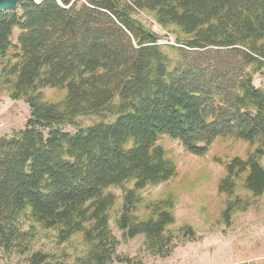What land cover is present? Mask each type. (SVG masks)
Here are the masks:
<instances>
[{
	"label": "trees",
	"instance_id": "trees-1",
	"mask_svg": "<svg viewBox=\"0 0 264 264\" xmlns=\"http://www.w3.org/2000/svg\"><path fill=\"white\" fill-rule=\"evenodd\" d=\"M140 11L186 36L178 61L133 19ZM262 69L264 0H41L0 14V85L31 109L23 130L0 137V250L54 264L32 252L37 225L60 243L83 236L88 249L77 264L122 263L110 190L131 183L117 226L125 239L143 235L152 252L169 253L171 204L134 216L139 192L176 174L157 145L164 137L197 156L222 137L257 145L227 165L220 192L244 177L245 190L262 196L264 86L252 77ZM46 88L66 90L65 101H45ZM81 117L95 119L81 127Z\"/></svg>",
	"mask_w": 264,
	"mask_h": 264
},
{
	"label": "rangeland",
	"instance_id": "rangeland-1",
	"mask_svg": "<svg viewBox=\"0 0 264 264\" xmlns=\"http://www.w3.org/2000/svg\"><path fill=\"white\" fill-rule=\"evenodd\" d=\"M132 16L157 35L159 45L171 59H180L178 50L185 48L182 42L186 36L178 28L162 27L150 12L140 11ZM17 35L15 32V40ZM262 72L264 69L252 72L257 88L264 86ZM42 97L49 103L61 104L66 99V90L46 88L42 90ZM30 117L27 101L14 98L10 86L0 85V137H11L23 130ZM94 119L81 117L78 122L81 127H88ZM65 130L75 132L69 126ZM157 145L176 166V174L163 184L139 192L141 201L134 216L146 220L158 203L168 201L174 216V223L167 227L172 249L158 255L148 248L145 236L124 238L117 222L123 213L124 194L133 188V184H125L123 188L110 190L117 202L109 214V228L119 242L116 254L123 260L114 264H246L264 258V194L254 197L245 190L244 177L235 180L231 194L220 192L227 165L235 158L246 159L257 145L235 137H222L213 142L204 156L189 153L178 140L169 137L160 139ZM259 163L264 167V156L259 158ZM230 206L234 209L226 214ZM29 226L25 225L24 230ZM34 227L32 252L49 254L54 264H77L88 249L81 235L60 243L56 231ZM0 264L26 263L24 257H8L0 250Z\"/></svg>",
	"mask_w": 264,
	"mask_h": 264
},
{
	"label": "water",
	"instance_id": "water-1",
	"mask_svg": "<svg viewBox=\"0 0 264 264\" xmlns=\"http://www.w3.org/2000/svg\"><path fill=\"white\" fill-rule=\"evenodd\" d=\"M23 3H37L36 0H0V14L15 10L20 4Z\"/></svg>",
	"mask_w": 264,
	"mask_h": 264
},
{
	"label": "crops",
	"instance_id": "crops-1",
	"mask_svg": "<svg viewBox=\"0 0 264 264\" xmlns=\"http://www.w3.org/2000/svg\"><path fill=\"white\" fill-rule=\"evenodd\" d=\"M246 264H264V258L262 259H256V260H251L250 262Z\"/></svg>",
	"mask_w": 264,
	"mask_h": 264
},
{
	"label": "bare ground",
	"instance_id": "bare-ground-1",
	"mask_svg": "<svg viewBox=\"0 0 264 264\" xmlns=\"http://www.w3.org/2000/svg\"><path fill=\"white\" fill-rule=\"evenodd\" d=\"M37 1V3H40L41 2V0H36Z\"/></svg>",
	"mask_w": 264,
	"mask_h": 264
}]
</instances>
